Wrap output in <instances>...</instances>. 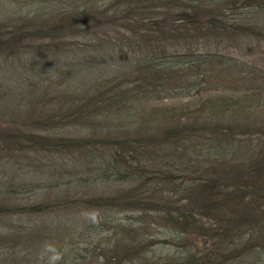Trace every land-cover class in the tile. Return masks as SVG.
Masks as SVG:
<instances>
[{
  "label": "trees",
  "instance_id": "16d2710c",
  "mask_svg": "<svg viewBox=\"0 0 264 264\" xmlns=\"http://www.w3.org/2000/svg\"><path fill=\"white\" fill-rule=\"evenodd\" d=\"M81 2L84 9L62 12L55 24L39 29L45 31L40 35L48 37L53 31L55 38H63L75 32V24L84 22L96 28L121 20L134 37L129 44L136 45L122 44L118 49L127 68L132 67L131 75L95 80L86 98L70 96L60 103L64 111L61 116L71 117L70 121L62 120L61 126H84L86 133L90 128L105 129L104 137L95 143L107 146L108 156L101 155L100 162L89 159L87 164L93 165L86 176L120 183L137 181L135 188L121 189L106 200L96 197L91 201L97 206L135 209L140 214L133 221L136 228L120 225L128 243L121 252L118 243L103 250L102 264H191L187 255L174 262L150 260L147 250L156 240L148 241L143 231L149 228V222H157L178 235L188 233L195 228L196 216L217 224L199 235H219L218 244L224 246L231 239L228 244L234 247V254L242 251L244 261L259 264L264 257V129H258L260 137L251 143L256 147L250 157L242 163L234 159L240 154L235 136L257 131L242 112L249 107L248 100L259 102L260 93L250 92V86L240 88L248 89L251 98L227 92L233 87L227 88L223 78L219 79L225 69L209 70L210 63L198 61L228 63L232 62L230 58L191 50L167 53L166 47L204 37L206 32H231L238 23H227L225 9L241 7L245 13L249 8L264 6V0H102L99 6L98 0ZM169 12L173 19L168 20ZM30 33L38 36L37 30ZM127 51L130 55L125 54ZM115 116L118 122L110 120ZM20 136L10 137L13 145L25 148L32 141L42 143L31 137L26 142ZM53 140L57 143L50 140L49 144L57 153L65 154L79 143L73 137ZM92 152L95 149L88 153L91 157ZM150 184L155 188L149 189ZM140 185L148 187L137 192ZM6 186L10 189L11 184ZM159 188L166 189L167 198L154 202L141 196ZM211 246L214 250L216 244Z\"/></svg>",
  "mask_w": 264,
  "mask_h": 264
},
{
  "label": "rangeland",
  "instance_id": "374dc122",
  "mask_svg": "<svg viewBox=\"0 0 264 264\" xmlns=\"http://www.w3.org/2000/svg\"><path fill=\"white\" fill-rule=\"evenodd\" d=\"M101 3L102 0H98L96 6ZM262 6L249 8L245 13L241 7L223 9L227 23H238L230 28L231 32H206L204 37L166 47L167 53L191 50L230 58V66L215 59L198 61H203L204 65L210 63L207 64L209 70L225 69L219 79L223 78L227 88L233 87L227 92L247 94L250 98L249 91L260 93L259 102L248 100L249 107L244 106L242 112L257 131L235 136L240 154L234 161L239 163L250 157L256 147L251 143L259 140L258 129H264ZM74 9H84L83 2L0 0V264H102L103 250L118 243L121 252L128 243L120 232V225L137 227L134 219L140 214L135 209L119 210L91 202L96 197L106 200L137 185L133 180L120 183L86 176L93 165L87 164L89 159L100 162L101 155L108 156L109 148L95 143L104 137L105 129L93 131L90 128L86 133L84 126L60 125L62 120L71 118L61 116L64 111L60 103L65 99L86 98L95 80L131 75L132 67L127 68L118 49L119 45L127 43L136 47L129 44L134 37L121 20L96 28L84 22L75 24V32L63 38H55L53 31L48 37L40 35L45 31L39 29L55 24L62 12ZM168 16V20L173 19L170 12ZM34 30L38 36L30 33ZM11 32H14L13 37H10ZM242 86L253 89L248 91L240 88ZM102 117L95 118L101 121ZM110 120L118 122V117ZM15 134L25 141L31 137L42 143L32 141L25 149L22 144L13 145L10 137ZM65 137L76 138L79 143L75 149L69 147L71 153H57L49 141L57 143L53 139L65 141ZM92 148L95 157L88 155ZM7 179L9 182H5ZM9 184L11 190L6 186ZM145 187L148 185L143 188L140 185L137 192L145 191ZM154 188L150 184L149 189ZM141 196L154 202L167 198L166 189L162 191V188ZM39 206L42 209L36 210ZM194 222L193 231L180 235L157 222H149L147 230L142 228L148 241L156 240L147 250L149 259L174 262L187 255L192 259L191 264H248L242 251L233 253L234 247L228 244L231 239L224 246L218 244L219 235L211 238L199 235L201 230L217 225L212 219L196 216ZM211 243L216 244L214 250ZM124 264L130 263L125 261ZM259 264H264V257Z\"/></svg>",
  "mask_w": 264,
  "mask_h": 264
}]
</instances>
